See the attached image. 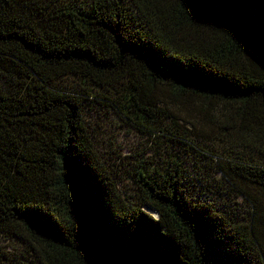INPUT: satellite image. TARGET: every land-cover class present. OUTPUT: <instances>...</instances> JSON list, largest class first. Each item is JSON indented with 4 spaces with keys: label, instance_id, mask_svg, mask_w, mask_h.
Segmentation results:
<instances>
[{
    "label": "trees",
    "instance_id": "1",
    "mask_svg": "<svg viewBox=\"0 0 264 264\" xmlns=\"http://www.w3.org/2000/svg\"><path fill=\"white\" fill-rule=\"evenodd\" d=\"M92 103L156 145L132 189ZM184 156L227 209L189 198ZM3 241L0 264H264V0H0Z\"/></svg>",
    "mask_w": 264,
    "mask_h": 264
},
{
    "label": "rangeland",
    "instance_id": "2",
    "mask_svg": "<svg viewBox=\"0 0 264 264\" xmlns=\"http://www.w3.org/2000/svg\"><path fill=\"white\" fill-rule=\"evenodd\" d=\"M85 121L91 129L96 148L95 151L98 157H101L106 172L111 173L113 171L116 173V181L120 179L117 188L119 190L132 189L133 183L125 173L131 172V165L137 160L148 162L157 158L158 154L154 141L152 143L150 142V144L147 142V134L139 133L131 124L121 122L110 110L100 107L97 104L92 103L89 111H86ZM180 124L190 129L189 125H185L184 123ZM173 126L175 127L174 124ZM170 147H172L173 153H181L180 151H176L171 144L168 148ZM180 147L184 150L186 148L182 145ZM185 151L189 155L191 154L189 149ZM196 159L198 157H195L194 160L189 156H184L183 160L181 159L183 169L187 173L186 183L189 198L193 201H207L219 209H227L229 207L228 197L221 196L223 194L221 193L222 189L217 188L221 184L213 181L214 175L207 176L205 174L207 170ZM206 161L209 164L210 161L208 159ZM197 171L199 174L196 173ZM217 177L215 175V178ZM14 248H17V246L13 242L3 241L0 244V249L7 255L16 252L17 250Z\"/></svg>",
    "mask_w": 264,
    "mask_h": 264
}]
</instances>
